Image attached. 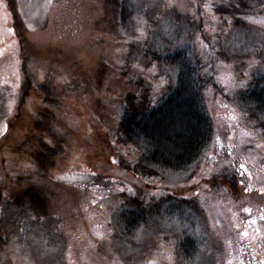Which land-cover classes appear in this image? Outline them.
I'll use <instances>...</instances> for the list:
<instances>
[{
	"label": "rangeland",
	"instance_id": "rangeland-1",
	"mask_svg": "<svg viewBox=\"0 0 264 264\" xmlns=\"http://www.w3.org/2000/svg\"><path fill=\"white\" fill-rule=\"evenodd\" d=\"M227 1L208 0L201 13L195 0H163L159 6L154 0L133 1L137 9L147 4L133 16L127 31L140 29L142 40L147 26L167 31L169 23L161 27L156 22L159 19L167 17L168 21L179 12L196 21L203 14L205 39L212 43L222 39L226 50L245 54L243 69L231 63L217 67L221 89L207 94L213 136L201 169L189 180L190 173L144 178L137 176L134 168L128 169L136 163V149L118 141L116 124L122 115L123 96L110 72L101 85L90 81L78 88L77 83L74 87L78 89L70 90L74 77L83 79L84 73L95 77L102 54L115 62L126 56L128 46L122 43L128 41L120 38L125 32L108 33L96 24L102 18V0H15L21 24L27 26L23 32L28 49L24 48L23 57L31 54L39 84L49 76L62 100L54 124L60 126L67 152L53 172L61 183L47 182L45 187L52 198L48 210L53 211V217L40 216L39 220L30 216L12 197L0 205V264H264V130L251 114L241 113L235 102L253 72L264 71V0H238L239 7L248 6L239 10L237 15L245 22L237 25L225 10L215 9ZM7 5L8 0H0V189L10 197L13 187L32 185L26 179L18 185L17 177L31 170L25 164L28 155L18 147L25 138H35L31 127L36 114L45 108L38 92L29 100L24 98L18 28H14ZM147 8L154 14L153 24L144 16ZM61 10L70 22L64 21ZM187 41L197 56L207 60L200 33ZM54 60L59 64L55 70L50 68ZM157 68H142L141 73L144 75L145 69L157 74ZM166 74L160 72L161 77L151 85L154 95L164 86ZM258 148L262 151L257 152ZM225 168L237 171L242 188L239 197L210 183L211 175ZM98 175L107 176L108 187L81 194L87 182ZM224 183L229 189L230 184ZM173 197L183 198L182 211L176 215L162 212V203L167 206ZM134 200L145 210L147 223L132 228L135 242L130 247L128 240L120 239L115 217ZM251 235L255 244L249 240ZM184 236L190 241L186 252L178 245Z\"/></svg>",
	"mask_w": 264,
	"mask_h": 264
},
{
	"label": "trees",
	"instance_id": "trees-1",
	"mask_svg": "<svg viewBox=\"0 0 264 264\" xmlns=\"http://www.w3.org/2000/svg\"><path fill=\"white\" fill-rule=\"evenodd\" d=\"M8 1L9 5L7 6L14 18V28H18L16 33L19 41L18 54L21 57L20 66L24 74V98L29 100L32 93L38 92L45 110L36 114L37 119L31 127V130L36 134L35 138L30 136L32 134L30 133V137L25 138L18 147L19 152L28 155L29 161L27 160L25 164L31 167L30 172H27L25 176L17 177L18 185L23 183L24 179L32 185L24 189L13 187L9 194L10 197H6L0 189V205L7 200L11 201L12 197L13 203L21 207L22 212L28 213L30 216L34 214L38 219L40 216L49 218L51 215L53 217L54 213L48 210L52 198L47 195L45 187L49 186L47 182L56 183V185L61 183L55 179L53 172L57 163L67 152L64 147L66 140L63 141V137H61L60 126L56 127L54 124L57 112L62 108L60 106L62 100L49 76L44 84H39L34 65L29 58L31 54L29 53V57H23L24 48L27 45L23 28L27 30V26L24 23L21 24V13L15 0ZM133 1L136 2V0H102V18L96 20L97 26L105 32L110 31L108 33L118 34L125 32V35L120 38L122 40L125 38L128 41L127 44L122 43V46H128L126 56L115 62L110 55L102 54L93 72L95 77H91L87 73H84L83 79L74 77L70 90L74 89L75 91L90 81L101 85L107 81L110 72L116 84L120 86L119 92L123 96V111L116 124L118 141L136 149V163L128 169L134 168L136 175L144 178H164L169 174L190 173L188 175L190 180L201 169L203 157L213 136L214 123L207 107V94L211 89H221L218 83L220 68L217 67L231 63L238 64L243 69L242 57H245V54L235 49L226 50L223 47L222 39L214 43L211 39H205L203 14H200L201 18L196 21L191 16L179 12L174 13L173 18L168 21H165L167 17L164 18V21L159 19L156 22L161 27L169 23L167 31L163 32V30L147 26L148 30L144 33L146 37L142 40L143 33L140 29L127 31L129 27H132L129 24L133 21V16L138 15L136 12L139 14L143 12L147 4H143V7L137 9L135 7L137 4ZM206 1L208 0H195L198 12H202V6ZM237 1L215 3L217 4L215 9L225 10L229 16L234 17L233 24L236 25L245 22L237 14L240 13L239 10L246 9L248 6L239 7ZM162 2L163 0H154V5L159 6ZM240 4L243 5V2ZM128 5H131V8H128ZM218 5L222 7L219 8ZM153 8L154 6L150 9ZM71 9L67 12L70 13ZM60 12L64 15L63 10ZM149 12L151 11L147 8L144 16L149 20L148 22L153 24L154 14L151 15ZM222 16L225 18L224 15ZM67 18L71 21L69 16H65V22H70ZM152 29L155 30L152 31ZM135 30L138 33H135ZM198 33L206 43L204 53L208 57L207 60H204L200 55L197 56L195 47L187 41ZM138 34L139 36H137ZM152 34H154V39L151 41ZM130 36L137 40H130ZM140 37L141 40L138 39ZM55 60L50 62L52 63L50 68H54V70L59 66ZM154 65L160 67L157 68L159 73L152 74L144 69V75H142V68ZM112 69H114V73L111 71ZM164 71L168 72L167 80L164 86H161V91L154 95L151 85L156 83L157 78L161 77L160 72ZM252 75L248 86L242 88L235 96V102L239 106L237 107L242 110L241 113L251 114L256 121H259V125L264 130V71L253 72ZM77 83L78 88L74 87ZM259 140L261 139L259 138ZM33 143L34 147H32ZM261 145V147L264 146L262 143ZM260 150L262 151L260 148L256 149L257 152ZM126 167L124 168L126 169ZM223 170L214 172L211 175L210 183L212 182L222 191H228L239 197L242 188H240L241 183L237 171L231 168ZM225 181L230 184L229 189L226 188ZM109 184L110 181L106 175H98L93 181L87 182L86 190L81 194L89 195L92 193L91 191L99 189L100 186L108 187ZM183 203V198L173 197L167 206L166 203H162L165 204L162 205V212L166 210L168 214H179L182 211ZM191 206L193 205L191 204ZM115 219L118 222L117 230L120 239L128 240L131 243L130 247L133 246L135 230L132 228L147 223L145 210L141 204L135 203L134 200L130 207L121 209ZM8 237L10 239L9 235ZM178 245L179 249L186 252L190 246L189 237L184 236ZM2 247L1 243L0 250Z\"/></svg>",
	"mask_w": 264,
	"mask_h": 264
},
{
	"label": "flooded vegetation",
	"instance_id": "flooded-vegetation-1",
	"mask_svg": "<svg viewBox=\"0 0 264 264\" xmlns=\"http://www.w3.org/2000/svg\"><path fill=\"white\" fill-rule=\"evenodd\" d=\"M257 191H258V189H257ZM256 200H259V194L258 195H256V198H255ZM252 230H254V228L252 227ZM245 232H247L248 233V231H245ZM258 232H259V228H258ZM249 240H250V242H252V244H255V242H256V240H255V238L253 237V235H251V236H249ZM259 241V240H258Z\"/></svg>",
	"mask_w": 264,
	"mask_h": 264
},
{
	"label": "snow or ice",
	"instance_id": "snow-or-ice-1",
	"mask_svg": "<svg viewBox=\"0 0 264 264\" xmlns=\"http://www.w3.org/2000/svg\"><path fill=\"white\" fill-rule=\"evenodd\" d=\"M240 167H241V168H244V165L241 164ZM246 211H247V209H246ZM262 218H264V217H262ZM251 223H252V224H255V221H252ZM245 235H247V232H245Z\"/></svg>",
	"mask_w": 264,
	"mask_h": 264
}]
</instances>
